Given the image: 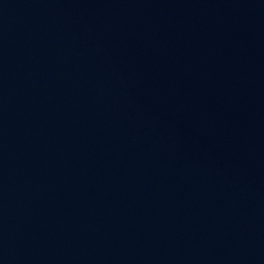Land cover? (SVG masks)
<instances>
[{"label":"water","instance_id":"1","mask_svg":"<svg viewBox=\"0 0 264 264\" xmlns=\"http://www.w3.org/2000/svg\"><path fill=\"white\" fill-rule=\"evenodd\" d=\"M0 264H264V0H0Z\"/></svg>","mask_w":264,"mask_h":264}]
</instances>
